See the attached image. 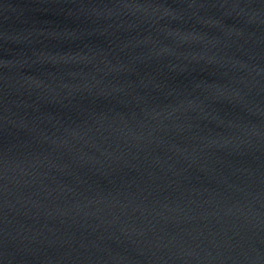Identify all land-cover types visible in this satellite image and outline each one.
Listing matches in <instances>:
<instances>
[{"label":"water","instance_id":"95a60500","mask_svg":"<svg viewBox=\"0 0 264 264\" xmlns=\"http://www.w3.org/2000/svg\"><path fill=\"white\" fill-rule=\"evenodd\" d=\"M0 264H264V0H0Z\"/></svg>","mask_w":264,"mask_h":264}]
</instances>
